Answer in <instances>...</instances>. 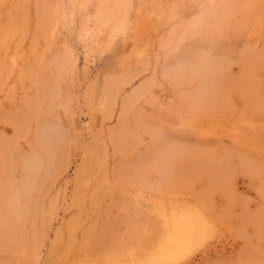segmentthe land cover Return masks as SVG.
<instances>
[{
  "label": "rangeland",
  "instance_id": "rangeland-1",
  "mask_svg": "<svg viewBox=\"0 0 264 264\" xmlns=\"http://www.w3.org/2000/svg\"><path fill=\"white\" fill-rule=\"evenodd\" d=\"M0 264H264V0H0Z\"/></svg>",
  "mask_w": 264,
  "mask_h": 264
},
{
  "label": "bare ground",
  "instance_id": "bare-ground-1",
  "mask_svg": "<svg viewBox=\"0 0 264 264\" xmlns=\"http://www.w3.org/2000/svg\"><path fill=\"white\" fill-rule=\"evenodd\" d=\"M185 239H186V237H185Z\"/></svg>",
  "mask_w": 264,
  "mask_h": 264
}]
</instances>
